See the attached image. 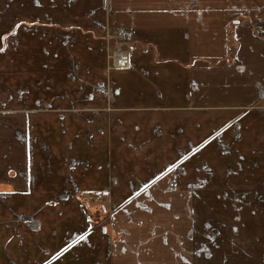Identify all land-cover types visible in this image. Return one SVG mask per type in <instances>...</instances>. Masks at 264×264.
I'll use <instances>...</instances> for the list:
<instances>
[{
    "label": "crops",
    "instance_id": "crops-1",
    "mask_svg": "<svg viewBox=\"0 0 264 264\" xmlns=\"http://www.w3.org/2000/svg\"><path fill=\"white\" fill-rule=\"evenodd\" d=\"M257 23L264 0H0V264H264Z\"/></svg>",
    "mask_w": 264,
    "mask_h": 264
},
{
    "label": "built area",
    "instance_id": "built-area-1",
    "mask_svg": "<svg viewBox=\"0 0 264 264\" xmlns=\"http://www.w3.org/2000/svg\"><path fill=\"white\" fill-rule=\"evenodd\" d=\"M254 31L255 34L259 37H264V23H257L254 26ZM115 56L119 57L120 63L122 65H126L128 63V58H127V52L123 50H118L115 53ZM99 199L101 198L100 196L98 197Z\"/></svg>",
    "mask_w": 264,
    "mask_h": 264
},
{
    "label": "rangeland",
    "instance_id": "rangeland-1",
    "mask_svg": "<svg viewBox=\"0 0 264 264\" xmlns=\"http://www.w3.org/2000/svg\"><path fill=\"white\" fill-rule=\"evenodd\" d=\"M99 196L101 197L100 199L98 198ZM102 199L105 200L104 197H103V195H101V194H95V200H94V199H93V200L96 202L97 200H98V201H101ZM95 202H94V203H95ZM111 217H112V214H111L110 211H108V212L106 213V217H105L106 220L104 221V223H105V222H108V221L110 220ZM234 257H235V256H234ZM235 258H236V260H237V257H235Z\"/></svg>",
    "mask_w": 264,
    "mask_h": 264
},
{
    "label": "snow or ice",
    "instance_id": "snow-or-ice-1",
    "mask_svg": "<svg viewBox=\"0 0 264 264\" xmlns=\"http://www.w3.org/2000/svg\"><path fill=\"white\" fill-rule=\"evenodd\" d=\"M0 51H3V49L2 48H0ZM203 146V145H202Z\"/></svg>",
    "mask_w": 264,
    "mask_h": 264
}]
</instances>
